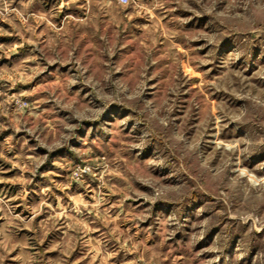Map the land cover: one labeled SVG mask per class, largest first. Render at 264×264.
<instances>
[{"label": "clouds", "instance_id": "9594fccd", "mask_svg": "<svg viewBox=\"0 0 264 264\" xmlns=\"http://www.w3.org/2000/svg\"><path fill=\"white\" fill-rule=\"evenodd\" d=\"M0 264H264V0H0Z\"/></svg>", "mask_w": 264, "mask_h": 264}]
</instances>
